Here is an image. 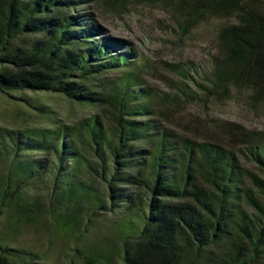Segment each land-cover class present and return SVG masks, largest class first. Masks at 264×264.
I'll return each instance as SVG.
<instances>
[{
	"label": "trees",
	"instance_id": "16d2710c",
	"mask_svg": "<svg viewBox=\"0 0 264 264\" xmlns=\"http://www.w3.org/2000/svg\"><path fill=\"white\" fill-rule=\"evenodd\" d=\"M90 1L0 0V93L51 92L98 109L71 124L0 127V264H264V134L240 132L251 172L230 150L161 124L136 52L103 32ZM150 1L180 28L222 20L201 94L231 84L261 95L264 0ZM41 217L67 236L105 217L108 239L70 245L61 262L10 245L18 222Z\"/></svg>",
	"mask_w": 264,
	"mask_h": 264
},
{
	"label": "rangeland",
	"instance_id": "374dc122",
	"mask_svg": "<svg viewBox=\"0 0 264 264\" xmlns=\"http://www.w3.org/2000/svg\"><path fill=\"white\" fill-rule=\"evenodd\" d=\"M84 7L94 14L105 34L125 40L136 52L143 85L157 96L154 105L161 124L196 141L216 143L233 153L239 167L255 171L242 154L244 142L240 132L264 134V89L260 96L253 97L245 86L230 84L222 92L201 94L195 84L207 83L210 54L215 51V29L221 19L207 17L180 28L179 18L150 0H122L121 4L116 0H91ZM168 65L186 71L190 80L181 78ZM166 77L182 79L183 85L179 83V86L195 91V96L187 98L175 94L177 91L165 83ZM12 95L0 93V127L44 126L49 121L48 116L57 123L71 124L98 111L95 107L71 103L51 92L19 91ZM27 97H30L28 102L24 100ZM40 106L47 112L36 108ZM1 225L2 222L0 233L8 230ZM81 225L77 232L67 236L58 235L45 217L29 225L18 222L10 245L46 251L51 258L61 262L62 252L70 245H90L108 239L105 217L85 228Z\"/></svg>",
	"mask_w": 264,
	"mask_h": 264
}]
</instances>
